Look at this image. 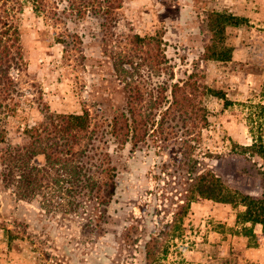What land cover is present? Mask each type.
I'll return each instance as SVG.
<instances>
[{
	"label": "rangeland",
	"instance_id": "rangeland-1",
	"mask_svg": "<svg viewBox=\"0 0 264 264\" xmlns=\"http://www.w3.org/2000/svg\"><path fill=\"white\" fill-rule=\"evenodd\" d=\"M22 1L0 149L26 146L24 128L52 114L89 111L76 149L96 177L114 169L116 193L106 210L52 183L20 198L0 154V264H147L149 244L153 264H264V226L195 190L212 171L239 199L263 192L264 0H121L109 19L88 0ZM131 106L147 129L137 145L111 134Z\"/></svg>",
	"mask_w": 264,
	"mask_h": 264
},
{
	"label": "trees",
	"instance_id": "trees-1",
	"mask_svg": "<svg viewBox=\"0 0 264 264\" xmlns=\"http://www.w3.org/2000/svg\"><path fill=\"white\" fill-rule=\"evenodd\" d=\"M21 4L22 0H5L9 6L6 9L7 18L0 15L3 28L0 30V81L9 79V74L14 63V48L17 46L19 30L13 24L15 3ZM35 10H45L46 0H27ZM88 0L87 5L92 8L99 6V11L106 19L113 13L118 0ZM224 17L227 16L224 15ZM227 21V20H226ZM130 115L122 111L113 117L111 134L123 144L132 141L134 145L142 140L147 131L138 119V114L133 106L129 109ZM24 133L29 136L26 146H8L0 149L4 155L2 163L4 173L2 179L9 189H12L20 198L33 199L40 194L50 183L57 186L60 191L67 194L83 193L87 191L91 200L98 202L104 210L111 204L116 193L115 172L113 168L106 169L103 179L95 176L92 171L89 149H76V146L91 133V116L89 111L82 114L56 113L50 117L48 126L44 124L28 125ZM2 152V153H1ZM56 169L55 175L51 170ZM49 183H45L47 179ZM264 180V175H263ZM195 190L199 196L212 199L219 203L242 204L245 206L243 219L253 224L264 226V188L260 195H242L241 199L231 192L223 180L212 171H204L195 181ZM48 198V205L54 207L55 198ZM64 198L63 196H59ZM59 204H63L62 201ZM67 205L73 206L74 202L68 201ZM50 206V208H51ZM77 206V205H76ZM147 245V264H153L154 249Z\"/></svg>",
	"mask_w": 264,
	"mask_h": 264
}]
</instances>
